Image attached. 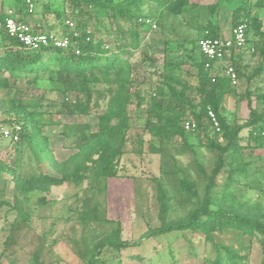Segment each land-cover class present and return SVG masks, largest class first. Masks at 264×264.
Instances as JSON below:
<instances>
[{
  "label": "rangeland",
  "instance_id": "rangeland-1",
  "mask_svg": "<svg viewBox=\"0 0 264 264\" xmlns=\"http://www.w3.org/2000/svg\"><path fill=\"white\" fill-rule=\"evenodd\" d=\"M131 1H141L130 6L134 14L150 16L157 26H138L140 46L130 44L126 50L144 102L130 106L132 128L117 174L98 183L86 179L78 185L53 186L45 193L19 194L15 174L22 179L41 173L61 178L63 163L78 153L76 127L82 122L96 132L98 116L107 109L104 100L90 115H59L64 95L48 77L36 85L23 82L25 98L37 104L39 119L46 123L41 137L48 141L45 152H40L35 146L0 140V161L10 170L0 175V264H89L99 242L117 229L122 241L136 244L104 250L99 258L102 264H264V235L233 222L224 231L210 234L204 230L150 234L165 223L189 218L207 195L213 211H231L264 224V147L254 140L264 122L259 123L261 127L252 124L253 114L264 113L260 56L244 52V76L235 92L222 100L221 114L230 127H241L235 145L227 147V140L212 130L195 131L197 123L189 115L180 122L187 132L170 141L151 136L143 122L148 103L163 97L159 89L168 95L166 65L180 68L178 77L189 79L196 73V41L206 26L229 34L238 13L260 19L264 33V0H189L180 14L167 9V0L163 5L155 0ZM31 2L34 12L29 20L44 31L50 28L60 36L66 21L76 14L75 24L88 26L97 38H125L131 43L134 25L124 23L120 31L110 16L97 17L92 9L78 8L75 0ZM4 4L6 9L14 0ZM249 35L257 39L253 30ZM191 97L201 102V97ZM3 100L0 94V127H12L15 115ZM187 122L195 128L187 130ZM209 122L202 121L205 126ZM261 138L264 141L263 132ZM212 142L225 150L214 148ZM67 168L72 173L75 165L69 163Z\"/></svg>",
  "mask_w": 264,
  "mask_h": 264
},
{
  "label": "trees",
  "instance_id": "trees-1",
  "mask_svg": "<svg viewBox=\"0 0 264 264\" xmlns=\"http://www.w3.org/2000/svg\"><path fill=\"white\" fill-rule=\"evenodd\" d=\"M76 6H84L87 10L92 9L96 16H110L117 24L118 30L123 31L124 23L134 25L130 29L131 43L125 38L105 41L97 38L89 30L88 26L75 24L70 28L66 24L62 27L60 37H68L69 45L66 48L49 47L34 51L25 48L14 38L0 31V94L4 96V102H8L9 112L15 115V123L21 126L20 140L15 143L20 147L23 145L35 146L38 151L45 152L48 139L41 137V131L46 123L41 122L37 111V104L29 102L25 98L23 82L28 84H40L44 77L56 85L64 95V102L57 111L59 115L68 117L87 116L93 109H98L102 101H107V109L100 114L98 130L91 132L88 124L80 122L77 128L76 148L78 153L71 157L68 163H63L64 173L61 178L41 173L27 179H22L15 174L14 180L19 194L28 195L33 192H48L53 186H61L65 183L82 184L86 179L98 183L101 178L107 179L116 176L117 167L123 149L127 144V138L132 128L133 114L130 106L134 104L143 105L144 98L141 97V90L133 79V67L127 60V48L140 46V29L144 25L142 19L150 16L136 15L130 10L131 5H139L141 1L116 2L115 0H75ZM160 5L164 0H155ZM166 5L169 11L180 14L187 6L189 0H167ZM0 18L4 19L8 11L14 10L20 21L33 26L36 33L54 34V30L44 31L38 23L32 24L29 17L27 0H14V4L5 9V0H1ZM262 4V3H260ZM9 7V8H8ZM34 12V11H33ZM234 18L232 28L240 23L248 25L246 45L241 50H232L231 56L227 59L237 72L238 78L244 75L242 55L244 52H251L259 55L261 66L259 71L264 70V33L261 31L262 22L257 17L241 16V13ZM74 22L76 14L71 15ZM75 23V22H74ZM139 26V27H138ZM208 24L202 36L196 41V52L198 56L194 59L196 73L189 79L178 77L180 68L173 65H166L164 75L165 84L169 89L165 95L164 88L159 89L163 97L153 99L148 103L147 117L143 119L148 133L159 139L170 141L177 136H184V128L180 122L188 115L194 118L199 131L202 128L212 130L216 135L223 136L227 140V147L235 145L236 138L241 127H230L227 118L221 114L222 100L224 96L233 94L237 87H232L229 79L219 75L215 82L212 81L211 72L205 68L204 59L198 53V41L205 37L206 32L211 37H219L222 32L211 28ZM144 27V26H143ZM231 28V29H232ZM148 30V29H147ZM254 31L257 39H250L249 32ZM77 33V35H75ZM123 35V34H121ZM74 95V100L70 95ZM191 95L201 97L199 104L195 103ZM212 109L221 126V132L216 133L211 123L203 125L207 121L208 110ZM43 114V113H42ZM53 117L52 114L48 115ZM142 119V118H141ZM264 122V113L253 114V123L261 127ZM260 123V124H259ZM211 128V129H210ZM264 130V123L260 134L254 140L264 147L261 134ZM262 140V141H261ZM8 141V140H6ZM12 143L11 141H9ZM214 148H223L216 142H212ZM225 150V149H223ZM75 165L73 172H69L68 164ZM10 171L6 163L0 161V175ZM184 188L191 189L188 183H183ZM212 199L207 195L202 206L194 211L189 218L163 224V226L152 231V235H165L173 232L204 230L210 234L211 231H224L233 222L239 228L264 235V224L241 217L231 211H213L211 209ZM96 215V210L93 212ZM136 243L125 242L120 239V229L102 239L97 252L89 264H102L99 261L102 252L106 249L120 250L128 248Z\"/></svg>",
  "mask_w": 264,
  "mask_h": 264
},
{
  "label": "built area",
  "instance_id": "built-area-1",
  "mask_svg": "<svg viewBox=\"0 0 264 264\" xmlns=\"http://www.w3.org/2000/svg\"><path fill=\"white\" fill-rule=\"evenodd\" d=\"M29 13H33L34 5L31 0H27ZM149 27L156 28V24L151 19L140 20ZM66 25L75 28V23L71 20L66 21ZM0 31H4L8 36L14 38L25 48L38 51L44 48L56 47L66 48L69 45L68 37H60L56 34L36 33L33 26L20 21L14 10H10L4 19L0 18ZM248 25L240 23L234 26L229 34L219 37H211L206 32L205 37L198 41V53L204 59V66L211 72L212 81L215 82L219 71L222 76H226L232 87H238L239 78L236 68L228 62L232 50H241L247 41ZM77 35V33L75 34ZM208 119L213 129L220 133V122L212 109L208 110ZM186 129L195 128V124L186 123ZM21 126L15 124L12 127H0V140H8L17 143L20 140ZM264 135V131H263Z\"/></svg>",
  "mask_w": 264,
  "mask_h": 264
}]
</instances>
